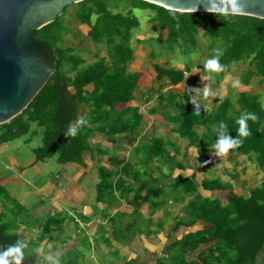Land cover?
Returning <instances> with one entry per match:
<instances>
[{
  "label": "trees",
  "instance_id": "1",
  "mask_svg": "<svg viewBox=\"0 0 264 264\" xmlns=\"http://www.w3.org/2000/svg\"><path fill=\"white\" fill-rule=\"evenodd\" d=\"M123 2L124 9L114 6L113 0H83L72 5L79 23L88 28V42L94 46H105L104 54L95 53L91 62L87 63L80 50L66 45V36L75 39L78 34L64 25L61 16L36 32L49 63L54 66V73L19 115L0 125V146L23 137L36 136V129H42L40 145L32 151L34 161L45 162L54 158L58 165L65 166L80 164L88 152L90 158L95 156L89 145V137L95 131L111 144L119 136L126 138L128 144L135 141L142 116L131 104L141 74L128 70L134 58L131 42L133 31L140 25L133 14L134 9L152 12L149 23L156 36L146 41L137 39L136 42L148 48L151 68L157 80L166 77L169 84L175 86L184 81L183 72L192 71L195 66L202 70L200 75L206 77L208 73L204 63L215 55L213 49L220 48L223 50L220 63L225 67L223 71L212 74L215 80L222 79L230 68L246 64L238 79L239 84L246 86L252 77H258L264 87V19L227 13L177 12L141 0ZM115 9L120 11L113 12ZM154 45L160 47L159 53ZM163 48H170L183 58H194L182 67L171 66V60L166 67H162L157 60ZM196 58L198 64L194 63ZM161 91L162 88L158 102L174 111V117L170 120L176 125L174 131L180 138L188 140L189 145L194 146L200 154L215 151L212 145L221 121L227 125L229 135L235 137L239 127L236 118L244 111L254 112L258 119L247 122L250 135L240 137L242 143L230 149L229 153L252 157L257 169L264 171V107L258 95L238 93L234 101L229 97L224 98L210 106L208 112L196 115L187 96L178 100L173 90L165 97ZM81 116L87 120V124L80 127L75 137H66L64 133L68 126ZM32 125L35 129H31ZM197 127L204 128L201 134L197 133ZM156 143L158 146L152 155H159L157 150L162 149L161 141ZM103 155L101 151L97 153L99 163L106 161ZM129 169L127 166L121 167L125 175ZM116 175L117 172L107 171L106 167L98 165L99 181L95 186L98 202L113 201L116 189L111 180ZM178 181L174 186L180 188L182 193H174V200L183 202L189 198L186 211L191 221L201 217L211 224L209 237L217 239L218 254L212 260L218 264H253L254 255L264 243V183L250 188L248 196L235 194L223 206L217 199L196 195L192 181L181 177ZM115 182L118 185V181ZM202 186L204 190L211 191L225 189L229 185L222 184L218 179H204ZM144 196L143 199L152 195L146 192ZM9 200L14 202L0 184L1 206L5 207ZM13 204L22 210L17 203ZM0 213V239L9 245L17 240L29 245L23 234L12 231L16 224L11 223V219L6 220V214L3 216ZM49 220L41 223L40 237L36 243H31L32 252L41 247L44 236L50 234L63 219L50 217ZM182 239L175 244L183 252L173 259V263L196 264L186 262L185 258L182 260V255L197 248L206 238L194 233ZM36 256L35 253L31 258L26 257L28 264H36ZM67 264L77 263L68 261Z\"/></svg>",
  "mask_w": 264,
  "mask_h": 264
},
{
  "label": "crops",
  "instance_id": "2",
  "mask_svg": "<svg viewBox=\"0 0 264 264\" xmlns=\"http://www.w3.org/2000/svg\"><path fill=\"white\" fill-rule=\"evenodd\" d=\"M130 66L134 65L131 63L128 70ZM129 72L141 74L131 104L138 109L142 120L132 144L121 136L114 144L108 143L95 131L89 137L93 158L88 152L82 162L75 165L61 166L54 158L35 162L32 151L40 145L42 134V129H36V136L0 146V184L11 200L37 219L45 221L61 212L69 216V220L61 218L62 226L53 228L40 244V251L47 244L56 246L58 254L53 257L58 260L66 254L65 259L73 257L77 264H174L173 259L183 252L176 244L182 238L199 233L206 239L194 250L184 252L182 260L218 264L212 260L218 254L217 239L209 237L211 224L201 217L191 221L186 211L189 198L183 202L174 200V193H182L174 185L179 183V177L190 180L196 187V195L217 199L225 206L235 194L248 196L258 174L264 171L257 169L252 157L229 152L216 156L215 151L200 154L188 140L179 137L174 131L176 125L170 121L174 111L159 104V91L168 88L161 91L165 97L173 90L180 100L186 96L184 83L187 80L171 86L166 77L157 80L155 73L147 75L148 70L131 69ZM255 81L260 84L258 77H252L246 86H253ZM261 90L264 92V87ZM139 91L142 93L138 95ZM259 92L239 90L238 93L258 95ZM198 98L204 103L199 95ZM205 103L212 106L214 101L209 98ZM31 129H35L34 125ZM203 129L197 127L196 131L201 134ZM158 140L162 149L157 150L159 155H152ZM100 151L105 162L99 163L96 157ZM98 165L117 172L111 180L116 189L112 202L97 201ZM122 166L130 168L127 175L121 171ZM204 179H218L229 186L204 190ZM146 192L152 196L143 199ZM99 227L101 230H96ZM25 239L32 241L27 235ZM42 258L40 264L50 263L46 257Z\"/></svg>",
  "mask_w": 264,
  "mask_h": 264
},
{
  "label": "water",
  "instance_id": "3",
  "mask_svg": "<svg viewBox=\"0 0 264 264\" xmlns=\"http://www.w3.org/2000/svg\"><path fill=\"white\" fill-rule=\"evenodd\" d=\"M83 0H0V125L10 122L32 101L54 73L36 32L54 22L70 5ZM131 1V0H122ZM177 12L206 10L207 0H141ZM220 3V0H215ZM227 14L264 19V0H246L244 9ZM23 264L27 263L24 258ZM253 264H264V243Z\"/></svg>",
  "mask_w": 264,
  "mask_h": 264
},
{
  "label": "rangeland",
  "instance_id": "4",
  "mask_svg": "<svg viewBox=\"0 0 264 264\" xmlns=\"http://www.w3.org/2000/svg\"><path fill=\"white\" fill-rule=\"evenodd\" d=\"M113 5L120 8V9H124L125 2H123L122 0H113ZM74 10H75V7H72V5H70L69 7H67V9L64 11V13L61 15V18H60L64 22V25L66 27L70 28L72 31H76V33L78 34V38H75V39L71 38L70 36H66L65 37V43L68 46H71V47H74V48L80 50L81 56L88 63L94 59L93 56L95 53H99V55H103L105 52V46H102V45L94 46L88 42V40L86 38V33H87L88 28L85 25L79 23L76 16L74 15ZM116 11H120V10L119 9L113 10V12H116ZM123 13H125V11ZM133 14L138 19L140 25L136 30L133 31V37H132L131 42H132V49L134 51V53H133L134 58L132 61V66L133 65L134 66L133 67L130 66L129 70L139 69L142 72H147V70H148L147 75H149L150 72L154 73V71L151 68L150 58L148 57V48L145 47L143 44H139L136 41H137V39H140L142 41H146L148 38L156 36L157 33L155 31H152L151 24L149 23V20L152 17V12L149 10L134 9ZM92 22H94V18H92ZM154 46L159 49V51H158V53H159L160 47H157L156 45H154ZM163 49L164 50L161 51L162 55L157 60L158 64L161 65L162 67H166V65H168L169 60H171V62H170L171 66H181L182 67L190 59L187 56L183 58V56L180 55L179 53H176V52L173 53V51L170 48H163ZM155 52H157V51H155ZM204 58H201V59L203 60ZM191 59H193V58H191ZM137 63H139V64H137ZM194 63L198 64L197 58L194 59ZM245 68H246V64H239L235 67L230 68L227 72H225L222 79H220V80H215V79L208 80L205 77L200 75L202 70L200 68H198V66H195V68H193L192 71L190 70L189 72H187L188 73L187 81L190 82V83L189 82L188 83L190 85L191 92L196 95L199 103L202 105H208L205 103V101L208 102L209 98L211 99L212 102L214 101L213 104H215L219 101H222L224 98H227V97L231 98L232 101H234L239 90L248 91V92H252V93H256L260 90V92L257 94L259 96V101L261 102L262 106L264 107V92H262V90H261V89H263L262 85L258 84L255 81L253 83V86H251V87L243 86L241 84L239 85V83L236 84V86H234V83L236 81H238V79L241 75V71L244 70ZM204 85H208L210 88V91L213 94L207 98H204L202 96V93L198 94L200 96L201 100H205L204 103H201V101L199 100L198 95H197L198 92H196L194 89H200ZM167 90H168V88H167ZM139 93H142V92L139 91L138 95H139ZM208 106H210V105H208ZM19 140L20 139H17L14 142L16 143ZM261 173H259L257 176L256 183H255L256 185L264 183V172H261ZM257 180H258V182H257ZM14 202L9 200V202L6 203L5 207H2L1 203H0V212L3 213V216H4V214H6L5 215L6 220L10 221V219H11V223L16 224L15 229L12 230L14 233L23 234L24 237H26V235H27V238L29 240H32L30 242V244L27 245L26 248L23 250V252H25L24 256L31 258L36 253L38 255L35 258L37 260L36 264H38V263L40 264L43 262L42 257H47L49 255L53 256L55 254H58L57 253L58 252L57 247L56 246L54 247L52 244H49V246H47L48 244L45 245L42 251L32 252L33 248H32L31 243H34V242L36 243V239H39L40 234H41L40 226H41V223H43L44 221L42 218L37 219V218L31 216L32 214H30L29 211H26V209L20 210L18 206H14V204H13ZM52 217L57 218V219L64 218L65 220H69V216L65 212H61V215L60 214L53 215ZM49 219L50 218L48 217V220ZM66 224H68V223H66ZM58 226L61 227L62 225H58ZM58 226H54V228H58ZM74 226H75V224H74ZM96 230L100 231L101 227H99ZM39 249L41 250V247ZM53 249H54V251H53ZM40 253H42L44 256H42ZM67 254H68V252H67ZM62 256H64V257L60 258V260H59L60 264H67L68 261L69 262L73 261V257H71V258L69 257V259L67 260V259H65L66 254L62 255ZM48 264H50V263H48Z\"/></svg>",
  "mask_w": 264,
  "mask_h": 264
},
{
  "label": "clouds",
  "instance_id": "5",
  "mask_svg": "<svg viewBox=\"0 0 264 264\" xmlns=\"http://www.w3.org/2000/svg\"><path fill=\"white\" fill-rule=\"evenodd\" d=\"M246 0H227V4L231 6L230 10L232 13H239L245 7ZM215 9L218 12H225L226 7L224 5V0H220V3H216L215 0H207L206 10ZM215 55L207 59L204 63V69L207 71L208 80L214 79L213 73L220 72L224 70V65L220 63V57L223 55V50L220 48L213 49ZM194 58V57H193ZM239 81L234 83V86L238 84ZM196 92L202 93L204 98L209 97L213 93L210 91L208 85H204L200 89H194ZM258 119L254 112L244 111L236 118V124H238L237 135L232 137L227 132V125L221 121L218 125L216 135L217 138L212 145L215 150L216 156H222L229 152L230 149L237 148L241 143L240 137H247L250 135L247 122L249 120L256 121ZM87 124V120L81 116L74 124H70L64 133V135L75 137L78 134L80 127ZM26 247L23 241L17 240L15 243L8 246L5 250L0 251V264H22L24 259L23 249ZM36 252L40 249L36 248ZM10 258V259H9ZM50 264H60V261L54 258L52 255L46 257Z\"/></svg>",
  "mask_w": 264,
  "mask_h": 264
},
{
  "label": "built area",
  "instance_id": "6",
  "mask_svg": "<svg viewBox=\"0 0 264 264\" xmlns=\"http://www.w3.org/2000/svg\"><path fill=\"white\" fill-rule=\"evenodd\" d=\"M183 77H184V82L187 80L188 78V73L187 72H183ZM189 82V81H188ZM188 82L184 83V93L186 94L187 98H188V102L194 112V114L198 115L204 112H207L209 109L208 105H203L199 103L196 95L194 93L191 92V88ZM163 90H167V88H163Z\"/></svg>",
  "mask_w": 264,
  "mask_h": 264
},
{
  "label": "flooded vegetation",
  "instance_id": "7",
  "mask_svg": "<svg viewBox=\"0 0 264 264\" xmlns=\"http://www.w3.org/2000/svg\"><path fill=\"white\" fill-rule=\"evenodd\" d=\"M8 246H10L7 243H4L1 239H0V251L5 250ZM10 259V258H9Z\"/></svg>",
  "mask_w": 264,
  "mask_h": 264
}]
</instances>
